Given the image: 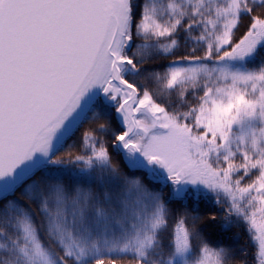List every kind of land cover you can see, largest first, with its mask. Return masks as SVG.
<instances>
[{
    "label": "snow or ice",
    "instance_id": "snow-or-ice-1",
    "mask_svg": "<svg viewBox=\"0 0 264 264\" xmlns=\"http://www.w3.org/2000/svg\"><path fill=\"white\" fill-rule=\"evenodd\" d=\"M0 264H264V0H0Z\"/></svg>",
    "mask_w": 264,
    "mask_h": 264
}]
</instances>
